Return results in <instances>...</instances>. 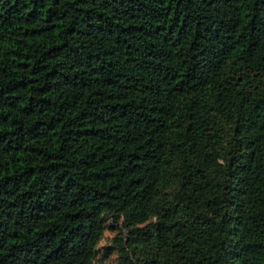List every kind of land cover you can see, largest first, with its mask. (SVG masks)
<instances>
[{"label": "trees", "instance_id": "obj_1", "mask_svg": "<svg viewBox=\"0 0 264 264\" xmlns=\"http://www.w3.org/2000/svg\"><path fill=\"white\" fill-rule=\"evenodd\" d=\"M98 256L264 264V0H0V264Z\"/></svg>", "mask_w": 264, "mask_h": 264}, {"label": "rangeland", "instance_id": "obj_2", "mask_svg": "<svg viewBox=\"0 0 264 264\" xmlns=\"http://www.w3.org/2000/svg\"><path fill=\"white\" fill-rule=\"evenodd\" d=\"M114 232L112 231H106L105 232V238L101 241V246H104L111 242L112 237L114 236ZM108 260L104 259L101 256L97 257V260L94 261L92 264H107Z\"/></svg>", "mask_w": 264, "mask_h": 264}]
</instances>
